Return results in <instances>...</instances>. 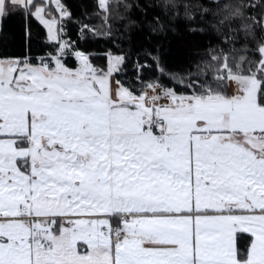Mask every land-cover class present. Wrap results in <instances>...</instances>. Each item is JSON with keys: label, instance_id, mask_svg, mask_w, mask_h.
Listing matches in <instances>:
<instances>
[{"label": "snow or ice", "instance_id": "1", "mask_svg": "<svg viewBox=\"0 0 264 264\" xmlns=\"http://www.w3.org/2000/svg\"><path fill=\"white\" fill-rule=\"evenodd\" d=\"M16 17L0 264H264V0H0V42ZM173 24L206 37L194 61L153 46Z\"/></svg>", "mask_w": 264, "mask_h": 264}, {"label": "trees", "instance_id": "2", "mask_svg": "<svg viewBox=\"0 0 264 264\" xmlns=\"http://www.w3.org/2000/svg\"><path fill=\"white\" fill-rule=\"evenodd\" d=\"M72 11L79 16L84 7L87 6L88 12L93 11V0H66ZM92 23L99 24V19H94ZM24 22L19 18H12L4 22V34L6 39L0 42V49L6 47L11 51L18 50L22 43ZM68 35L77 40L76 25L68 24ZM36 24H33V47L36 46ZM115 39V37H113ZM80 47L92 53L96 63H102L96 53L103 52L106 47H110L109 41L104 39H89L79 42ZM135 43H141V38L136 37ZM207 39L199 34H193L185 30L183 25L173 24L166 33H161L154 41L153 46L159 44L165 54V61L169 65L182 64L194 61L199 55L203 54L206 47Z\"/></svg>", "mask_w": 264, "mask_h": 264}, {"label": "crops", "instance_id": "3", "mask_svg": "<svg viewBox=\"0 0 264 264\" xmlns=\"http://www.w3.org/2000/svg\"><path fill=\"white\" fill-rule=\"evenodd\" d=\"M229 90L231 91V88Z\"/></svg>", "mask_w": 264, "mask_h": 264}]
</instances>
